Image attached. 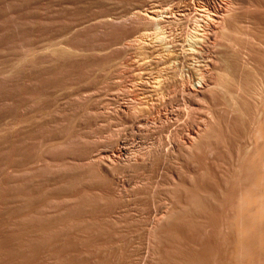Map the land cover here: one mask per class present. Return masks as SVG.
<instances>
[{
  "label": "rangeland",
  "instance_id": "1",
  "mask_svg": "<svg viewBox=\"0 0 264 264\" xmlns=\"http://www.w3.org/2000/svg\"><path fill=\"white\" fill-rule=\"evenodd\" d=\"M263 189L264 0H0V264H264Z\"/></svg>",
  "mask_w": 264,
  "mask_h": 264
},
{
  "label": "bare ground",
  "instance_id": "2",
  "mask_svg": "<svg viewBox=\"0 0 264 264\" xmlns=\"http://www.w3.org/2000/svg\"><path fill=\"white\" fill-rule=\"evenodd\" d=\"M57 51H58V50H57ZM54 52H55V51H54ZM65 53H66V52H65ZM262 84H263V83H262ZM259 85H260V84H259ZM259 93H260V92H259ZM260 95H261V93H260ZM256 98H257V97H256ZM259 101H260V100H259ZM262 131H263V130H262ZM118 144H119V146H120L119 151H124V147H123V146L125 145L124 142H123L122 140H120V141H118ZM133 167H134V166H133ZM260 189H261V188H260ZM256 190H257V189H256ZM263 190H264V189H263ZM253 191H254V190H253ZM253 191H252V193H253ZM247 192H248V191H247ZM245 194H247V193H245ZM251 195H252V194H251ZM260 196H261V195H260ZM252 198H253V197H252ZM257 198H258V197H257ZM263 198H264V197H263ZM248 199H249V198H248ZM250 199H251V198H250ZM258 199H259V198H258ZM261 199H262V198H261ZM246 200H247V199H246ZM248 201H249V200H248ZM254 201H255V200H254ZM251 202H252V201H251ZM251 202H250V203H251ZM259 202H260V201H259ZM262 202H263V201H262ZM246 203L248 204L249 202H246ZM250 203H249V204H250ZM256 203H257V201H256ZM256 203H255V205H256ZM262 204H264V202H263ZM262 204H260V205L263 206V208H264V205H262ZM250 205H253V204L251 203ZM250 205H249V207H250ZM255 205H254V206H255ZM260 205H258V206L260 207ZM258 206H257V207H258ZM240 207H241V206H240ZM252 207H253V206H252ZM245 208H246V205H245ZM245 208H243V210H244ZM247 208H248V206H247ZM247 208H246V210H247ZM250 208H251V207H250ZM260 208H261V207H260ZM260 208H258V210H259ZM251 209H252V208H251ZM255 209H256V208H255ZM261 209H262V208H261ZM252 210H254V209H252ZM258 210H255V213H257ZM249 211H250V210H248V211H246V212H248L250 215H252L251 212L254 213V211H251V212H249ZM256 211H257V212H256ZM259 211H261V212H259V214L257 213V214H258L257 216L264 215V214L262 213V212L264 211V209H263V211H262V210H259ZM235 212H236V211H235ZM243 212H245V211H243ZM255 213H254L253 215H255ZM260 213H261V214H260ZM237 214H238V213H237ZM246 216H248V214H247ZM257 216H256V217L253 216L254 219L256 218V219L254 220V221H256V222H257V220H260V219H257ZM250 217H251V216H250ZM261 217H262V216H261ZM263 217H264V216H263ZM234 218H235V217H234ZM237 219H238V218H237ZM246 219H247V218H246ZM246 219H245V220H246ZM250 219H251V218H250ZM261 219L264 220V218H261ZM248 220H249V219H248ZM252 220H253V219H252ZM252 220H249V221H252ZM237 221H238V220H237ZM261 222H262V221H260V223H261ZM247 223H248V222H247ZM260 223L258 224V222H257V226L260 225ZM249 224H250V223H249ZM252 224H253V226L250 225V226H252L251 228L256 229V228L254 227V226L256 225L255 222L252 223ZM262 224H264V222H263ZM243 225H244V224H243ZM243 225H242V226H243ZM235 226H236V227H239V226H237V223H236ZM244 226H245V225H244ZM257 226H256V227H257ZM260 226H262V225H260ZM260 226H258V227H260ZM263 226H264V225H263ZM263 226H262V227H263ZM245 227H246V226H245ZM248 227H249V225H248ZM239 228L241 229V225H240ZM239 228H237V229H239ZM242 228H243V227H242ZM240 229H239V231H241ZM245 229H247V231H245ZM248 229H249V230H248ZM254 229H253V230H254ZM242 230H244L245 233H248V234L252 231V230L250 229V227H249V228H243ZM250 230H251V231H250ZM257 230L259 231V230H261V228H260V229L257 228ZM257 230L254 231L255 234H256ZM261 231L264 233V229L261 230ZM261 231H260V232H261ZM260 232H257V233H260ZM262 232H261V233H262ZM245 233L242 232L241 235H243V234H245ZM248 234H247V235H248ZM250 234H251L253 237L255 236L254 233H253V234L250 233ZM250 234H249V236L252 237ZM241 235H240V236H241ZM257 235H259V236H258L259 239H260V235H261V238H263V237H262L263 234H257ZM235 236H236V235H235ZM245 236H246V234L244 235V237H245ZM249 236H248V238H247V236H246V237H245V240H246V238H247V241H248L249 239H250V240H252V239L255 240V238H249ZM263 236H264V235H263ZM221 237H222V236H221ZM236 237H237V236H236ZM242 237H243V236H241L240 238H242ZM255 237H256V236H255ZM233 238H234V237H233ZM238 238H239V235H238ZM231 239H232V238H231ZM256 239L258 240V238H256ZM241 240H242V239H241ZM243 240H244V239H243ZM243 240H242V241H239V240H238L237 243L241 242V244H242V243H243ZM250 240H249V241H250ZM262 240H263V239H261V241L258 240V243H252V241H251L250 243H252L253 246L250 244V245H251L250 247H252L253 250H254L255 248H257V247L261 248V243H260V242H262ZM232 241H234V239H233ZM232 241H231V242H232ZM249 241H248V242H249ZM245 242H246V241H244V243H245ZM248 242H246L247 245H249ZM256 242H257V241H256ZM235 243H236V241H235ZM263 243H264V241H263ZM263 243H262V246H263ZM241 244H240V245H241ZM255 244H256V246H257V244H258V246L254 248V245H255ZM223 245H224V244H223ZM225 245H226V244H225ZM231 245H232V244H231ZM243 245H245V244H243ZM247 245L244 246V247H247ZM235 246H236V244H235ZM236 247H237V246H236ZM239 247H242V246H239ZM239 247H238V248H239ZM250 247H248V248H250ZM232 248H233V247H232ZM234 248H235V247H234ZM238 248H237V249H238ZM262 248L264 249V246H263ZM242 249H243V248H242ZM242 249H240V250H242ZM263 249H262V251H263ZM225 250H226V248H225ZM233 250H235V249H233ZM244 250H246V249L244 248L242 251H244ZM250 250H251V248L249 249V251H250ZM253 250H251V251H253ZM231 251H232V250H231ZM257 251H260V253H264V252L261 251V249H259V250L257 249L256 252H257ZM226 252H227V251H226ZM233 252H234V251H233ZM245 252H246V251H245ZM245 252H244V253H245ZM247 252H248V251H247ZM247 252H246V253H247ZM254 252H255V251H254ZM254 252H253V254H254ZM227 253H228V252H227ZM234 253H235V252H234ZM238 253H239V252H238ZM241 253H243V252H241ZM241 253H240V254H241ZM250 253H251V252H250ZM257 253H258V252H257ZM257 253H256V254H257ZM230 254H232V253H230ZM248 254H249V253H248ZM253 254H252V256L254 257ZM258 254H259V253H258ZM241 255H242V254H241ZM241 255H240V256H241ZM243 255H244V254H243ZM245 255H246V254H245ZM245 255H244V256H245ZM259 255L261 256V254H259ZM259 255H257L258 258H259ZM263 255H264V254H263ZM247 256H248V255H247ZM247 256H245V257H247ZM249 256H251V255L249 254ZM249 256H248V257H249ZM257 256H255V257H257ZM242 257H243V256H242ZM248 257H247V258H248ZM251 258H252V257H251ZM258 258H257V261H259V259H260V258H259V259H258ZM239 259H240V258H239ZM249 259H250V258H249ZM253 259H254V258H252V260H253ZM252 260H250V261L252 262ZM255 260H256V259H254L253 261H255ZM216 261H217V260H216ZM244 261H245V260H244ZM257 261H256V262H257ZM260 261H262V260L260 259ZM260 261H259V263H257V264L262 263V262H260ZM234 262H236V259H235ZM237 262H238V260H237ZM248 262H249V261H248ZM241 263H242V262H241ZM245 263H246V262H245ZM237 264H238V263H237ZM243 264H244V262H243ZM252 264H253V263H252ZM254 264H255V263H254Z\"/></svg>",
  "mask_w": 264,
  "mask_h": 264
}]
</instances>
